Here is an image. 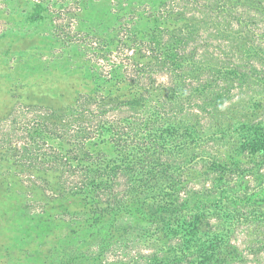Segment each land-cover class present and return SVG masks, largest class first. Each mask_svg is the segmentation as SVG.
Segmentation results:
<instances>
[{"label": "trees", "instance_id": "16d2710c", "mask_svg": "<svg viewBox=\"0 0 264 264\" xmlns=\"http://www.w3.org/2000/svg\"><path fill=\"white\" fill-rule=\"evenodd\" d=\"M31 3L27 19L44 20L48 7ZM54 3L76 6L96 50L122 32L128 51L85 57L62 101L13 95L0 116V247L15 263L43 235L63 241L45 245L61 264H263L239 235L264 222V35L253 32L264 0Z\"/></svg>", "mask_w": 264, "mask_h": 264}, {"label": "rangeland", "instance_id": "374dc122", "mask_svg": "<svg viewBox=\"0 0 264 264\" xmlns=\"http://www.w3.org/2000/svg\"><path fill=\"white\" fill-rule=\"evenodd\" d=\"M31 1L40 2L48 7L49 11L45 14L44 20L27 19L33 6ZM54 1L0 0V116L14 103L13 95L26 102L47 104L60 101L63 99L61 95L64 98L71 96L75 85L78 84L74 73L81 71L83 66L85 73L89 70L85 57L91 59L100 55L124 57L123 50L128 51L127 48H117L121 42L122 32L119 33V38L113 40L115 44L104 46L105 42L101 41L98 44L101 50H96L97 44L76 31L77 19L72 14L76 6L61 10L62 8L60 9ZM60 2L64 3L66 0H59ZM258 27L259 29L253 32L259 38L260 35H264V24L259 20ZM110 35L106 32L105 37L108 38ZM19 191L23 202L34 205L31 207L32 210L38 209L39 205L32 203L31 199L34 197L32 191L23 187H20ZM254 220L256 222L242 226L239 237L241 244L254 245L253 251L262 250L258 256L264 264V222ZM2 234L0 232V239L6 240ZM54 240L53 236L46 238L42 235L29 248L33 253L29 257L30 261L23 263L14 262L13 257L16 254L6 252L3 242L4 248L0 247V264H61L59 260L61 255H54V249L51 253L50 247L47 248L50 251L48 253L45 247L46 241L55 242L56 248L63 244L61 239ZM123 249L119 246L114 252L122 255ZM69 253L73 254L72 250ZM256 257L250 256L245 264H258Z\"/></svg>", "mask_w": 264, "mask_h": 264}]
</instances>
